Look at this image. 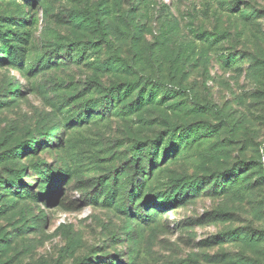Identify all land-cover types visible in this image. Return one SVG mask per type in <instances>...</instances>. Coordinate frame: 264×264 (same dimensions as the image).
Wrapping results in <instances>:
<instances>
[{
	"label": "rangeland",
	"instance_id": "rangeland-1",
	"mask_svg": "<svg viewBox=\"0 0 264 264\" xmlns=\"http://www.w3.org/2000/svg\"><path fill=\"white\" fill-rule=\"evenodd\" d=\"M0 264H264V0H0Z\"/></svg>",
	"mask_w": 264,
	"mask_h": 264
},
{
	"label": "trees",
	"instance_id": "trees-1",
	"mask_svg": "<svg viewBox=\"0 0 264 264\" xmlns=\"http://www.w3.org/2000/svg\"><path fill=\"white\" fill-rule=\"evenodd\" d=\"M152 81L151 80H149L148 81V83H151ZM154 85L156 84V83H153ZM172 93H174V91H170V92H168V94H172ZM146 101L148 102V100L146 99ZM138 104L139 105H143V104H145V101L141 98H139L138 99ZM171 141H170V145H172L173 143H176L174 140H173V138L172 139H170ZM257 235L255 234V236L254 237H256Z\"/></svg>",
	"mask_w": 264,
	"mask_h": 264
}]
</instances>
